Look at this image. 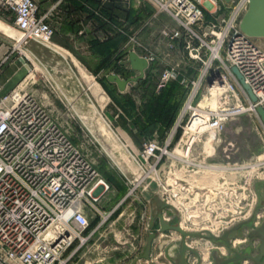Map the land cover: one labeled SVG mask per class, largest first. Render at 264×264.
Returning a JSON list of instances; mask_svg holds the SVG:
<instances>
[{
	"label": "built area",
	"instance_id": "1",
	"mask_svg": "<svg viewBox=\"0 0 264 264\" xmlns=\"http://www.w3.org/2000/svg\"><path fill=\"white\" fill-rule=\"evenodd\" d=\"M156 4L174 24L172 30L161 35L166 41L176 44L181 41L188 59L201 63L202 69L191 85L205 84L212 107H191L195 93L189 94L186 103L189 107L185 108V104L162 147L148 142L143 145L140 157L144 161L153 159V166L162 156L169 160L168 168L173 167L174 160L194 166L187 160L191 146L186 140H179L175 145L177 151L167 152L175 129L189 133L187 126L193 118H199L202 125L214 130V141L225 122L243 114L256 117L257 107L264 111V53L255 39L239 31L248 0H232L228 4L221 0H162ZM219 4L227 6L225 15L203 24L205 12L215 14ZM0 13L12 18L17 44L34 42L45 46L53 33L50 19L58 15V10L55 5L37 15L34 0H0ZM135 55L144 59L147 66L153 60L151 56ZM231 67L238 71L255 102L238 86L230 73ZM173 75L163 73L159 86ZM199 112L205 113L206 119ZM185 114L187 120L181 126ZM177 152L180 158L175 157ZM209 169L215 171L217 167ZM252 184L247 190V209L239 217V201L232 184L222 190L201 189L198 194L172 172L169 184L165 189L161 187L162 192L157 196L169 206L171 217L162 213L163 220L176 223L186 232L203 231L218 236L250 215L255 206ZM107 189L59 126L28 94L14 89L0 98V264H72L82 258L93 238L104 232L103 226L110 217L111 213L97 208L100 196ZM256 212L254 220L259 217L262 220V211ZM143 220L141 215L139 228ZM190 260V264L196 263L191 254ZM185 261L188 264L189 257Z\"/></svg>",
	"mask_w": 264,
	"mask_h": 264
},
{
	"label": "rangeland",
	"instance_id": "2",
	"mask_svg": "<svg viewBox=\"0 0 264 264\" xmlns=\"http://www.w3.org/2000/svg\"><path fill=\"white\" fill-rule=\"evenodd\" d=\"M156 1H120L125 14L123 22L101 15V1L98 5L88 7L87 13L91 17L87 35L91 42L95 46L110 43L108 58H105L104 52L95 51L88 70L80 63L75 67L74 58L68 51L61 47L62 50L55 48L53 36L45 48L29 42L28 52H25L29 75L16 89L28 94L43 108L108 186L97 202L100 211L111 213L103 226L105 241L96 242L99 249L104 248L100 252H91L88 246L82 258L72 264H93V259L101 261V264H111L110 257H121L116 254L125 250L118 243L125 241V247L132 243L126 234L129 231L137 232L135 221L139 213L144 220L138 232V242L132 244L135 250L125 248L126 259L117 264H128L132 257L140 254L145 242L149 210L153 213L155 211L151 198L158 196L162 192L161 187L169 184L172 172L198 194L201 189L222 190L232 184L239 201V217L245 213L249 203L248 187L252 182L264 179V129L253 114H243L222 124L214 141L208 140L206 133L197 135L187 159L194 166H186L174 160L173 167L168 168L169 160L166 156H162L153 166V159L144 161L140 157L143 145L148 142H156L162 147L173 123L178 121L189 94L195 93L190 101L191 107H212V99L206 95L205 84L195 87L191 85L202 69L201 63L188 59L181 41L176 44L174 41H166L161 35L162 32L172 30L174 24L159 10ZM226 8L224 4H219L215 14L205 12L203 24L224 16ZM56 9L58 15L54 17L59 20L61 11L58 5ZM254 42L264 53V39H255ZM167 44L172 47H167ZM132 51L138 55L151 56L153 60L143 71V81L127 84L119 95L116 88L106 85L105 76L113 74L121 80L136 77L137 73L128 64H119L126 62L127 53ZM165 72L174 75L159 86V79ZM174 104L178 110L172 119ZM188 106L186 104L185 108ZM187 116L185 114L182 118L181 126ZM149 121L159 127L148 128L141 133L140 128ZM166 121L171 122L169 124ZM188 132L184 134L181 129H175L167 152L177 151L175 145L181 138L184 141L193 136L194 133ZM174 155L180 158L178 152ZM254 163L259 165L253 167ZM198 165L206 168L202 169ZM210 166L217 167V170H210ZM229 168L235 170L230 171ZM181 172H188L189 176ZM262 195L264 202V193ZM165 211L168 210L162 213ZM260 220L261 217L251 225L255 226L254 223L258 224ZM172 233L171 237L164 239L165 245L159 256L163 264L169 260V254H177L179 237ZM187 242L195 248H204L202 243L193 239ZM172 246L175 249L173 251ZM157 253L155 248L150 259L152 264L159 262Z\"/></svg>",
	"mask_w": 264,
	"mask_h": 264
},
{
	"label": "crops",
	"instance_id": "3",
	"mask_svg": "<svg viewBox=\"0 0 264 264\" xmlns=\"http://www.w3.org/2000/svg\"><path fill=\"white\" fill-rule=\"evenodd\" d=\"M34 1L37 7V15L44 14L45 12H48L50 9H52L55 5L56 6L58 5V8L61 11L60 19L58 20L55 17L50 19V24L53 27V34H52L53 42L54 44L57 45V46L56 45H53V46L55 48H58V49L63 48L66 51H68L74 58L73 59L71 57L75 61L74 65L78 67L77 64L80 63L86 69L89 68L88 66H90V64H92L94 60L93 59L94 54L92 52V47H91L93 43L91 42L90 37L87 35L88 34L87 27L90 22V19H89L90 15L87 13V10H88V7L91 8V6L89 5V2H92L94 4L96 2V4L98 5L99 1H101L100 6L104 7L108 2L112 1L113 5L116 4L119 9L121 10L123 9V6L120 0H34ZM117 21L120 22L119 19ZM121 22L123 21L121 20ZM77 33H81V34L84 33V35L83 36H81V34L77 35ZM17 37L18 35L12 24V18L6 14L0 13V98L7 95L12 90L16 89L22 82H24L25 79H27L29 75V66H28L27 58L25 57V52H28L30 43L28 42L25 44H17L16 43ZM20 59L23 60L26 66L20 61ZM140 79H138L135 82V84L142 82L144 78L142 77ZM129 83H133V82H129ZM106 85H111L112 87L115 88L113 84H110L108 82H106ZM116 92L119 95L122 94V93H119L117 90ZM177 110L178 108L176 109L175 114ZM154 127H159V126H154ZM165 215L168 217L169 216L171 217V214L169 211L167 212L165 211ZM140 216L141 214L139 213L138 218L135 221V227L138 228L137 232L129 231L130 233L126 234L129 238H131L130 240H132V243L128 244L127 247H125L126 246L125 241L118 243L120 247L124 246L123 250L125 251L122 252L121 250L117 254L115 253L118 257L122 255L121 257L117 259L110 257L109 260L111 261V264H117V262L118 263L124 262L126 259V254H125L126 249L134 248L132 244L133 243L136 244V241L138 242V239L140 236L138 233L140 231L139 230L140 228L138 225ZM170 223H173V222L170 221ZM111 224L113 225L114 221L111 222ZM153 226L155 227L152 230V232H155V230L157 229V225H153ZM253 227L255 226H252L250 224L249 226H247V228L245 227L244 230L241 231V233L239 232L236 233V235L243 236L249 229ZM172 234H175V233H172ZM205 235L206 234H204V236ZM104 236H105L104 232L102 231L99 235L93 238V240L91 241V244L88 245L90 247L89 251L91 252L92 251L93 252L102 251L101 249H103L104 247L99 249L98 244H96V242H99V243L104 242L105 241ZM167 236L171 237V232H164L162 234L156 233V236L151 243L150 259L152 257L153 250L156 248L158 251L156 256L159 259V262H156V264L164 263V262H161L160 260L161 258H159V256L162 251V248H164V245H165L164 239L167 238ZM189 239H193L197 241L198 243H202L204 246V248L198 249V248H195V246H192L190 242L188 243L187 242L188 239L185 241V243L191 249L197 252V254L200 257L201 264H208L211 262V259L209 258V252H211L212 250L216 251L218 256H221V257H224L225 255L227 256V253L224 251V249L222 248V245L219 242H207L205 240H201L203 238H189ZM213 246H215V248ZM217 246L221 248L218 249ZM173 249L174 247L172 246V251ZM176 251L178 252V249ZM169 255H170L169 260L166 261V264H171L172 260L176 257L177 254L176 252H174V254L172 253ZM137 256H139V254ZM186 257H189L188 264H190V261H191L190 254L185 255V258ZM150 261L151 263H153L152 260ZM140 262L146 264L145 262H142V261H139L138 263L140 264ZM91 263L101 264L102 262L99 260L95 261L93 259Z\"/></svg>",
	"mask_w": 264,
	"mask_h": 264
},
{
	"label": "water",
	"instance_id": "4",
	"mask_svg": "<svg viewBox=\"0 0 264 264\" xmlns=\"http://www.w3.org/2000/svg\"><path fill=\"white\" fill-rule=\"evenodd\" d=\"M228 4L232 0H221ZM239 31L245 36L252 39H264V0H248L247 8L239 21ZM20 61L24 64L23 60ZM126 64L129 68L137 73V76L131 79L120 80L116 75L110 74L105 76L106 82L113 84L119 93L125 90L128 82H136L143 77V71L147 68V62L139 58L133 52L127 53ZM25 65V64H24ZM26 66V65H25ZM230 73L234 77L238 86L245 92L251 102H255V97L250 92L248 86L244 83L238 71L230 68ZM257 120L264 129V111L261 107L255 110ZM252 190L255 196V206L253 212L262 211L263 218L258 224L249 229L243 236H237L236 233L241 232L254 221V213L245 220L239 221L230 228L223 230L220 235L214 236L209 233L202 237L197 232H186L182 230L176 223L169 224L163 220L162 211L168 209L169 206L161 201L157 196L151 198L155 212H149L146 224V237L142 252L136 258L132 259L129 264H137L142 261L146 264H152L150 261V248L156 233L173 232L180 237V243L176 257L172 260V264H186L185 255L191 254L196 260L195 264H199L200 258L196 251L189 248L185 240L188 238H204L207 241L219 242L227 253L224 257L218 256L217 252L212 250L209 252L211 264H264V203L262 202V194L264 193V181L258 180L253 182ZM153 225H157L155 232L150 231Z\"/></svg>",
	"mask_w": 264,
	"mask_h": 264
},
{
	"label": "trees",
	"instance_id": "5",
	"mask_svg": "<svg viewBox=\"0 0 264 264\" xmlns=\"http://www.w3.org/2000/svg\"><path fill=\"white\" fill-rule=\"evenodd\" d=\"M95 4H96V2H95ZM95 4L92 3V2H89L90 6H95ZM100 13H101V15L106 16L107 18H111V19L113 18V20H118V19L119 20H124V18H125V14L123 13V9L122 10L119 9L116 4L113 5L112 1L108 2L104 7L101 6L100 7ZM109 44L110 43H107V44H104V45H98V46H95L94 44H92V46H91L92 47V52L95 53V51L98 52L100 50V51L104 52L105 58H108L109 49H110V45ZM176 109H177V105L174 104L173 105V110L171 111V115H172L171 118L172 119H173V116L175 114ZM168 122L166 121V123H168ZM170 122H169V124H170ZM154 126H155V123L154 122H150V121L147 124H143V126L140 128V129H142L141 133H143L144 130H146L148 128H152Z\"/></svg>",
	"mask_w": 264,
	"mask_h": 264
},
{
	"label": "bare ground",
	"instance_id": "6",
	"mask_svg": "<svg viewBox=\"0 0 264 264\" xmlns=\"http://www.w3.org/2000/svg\"><path fill=\"white\" fill-rule=\"evenodd\" d=\"M41 46H43V47H45L44 45H41ZM65 60V59H64ZM75 66V65H74ZM76 67V66H75ZM189 107V106H188ZM199 114L202 116V118H205V113H203V112H199ZM206 119V118H205ZM205 122V121H204ZM206 123V122H205ZM203 124V122H201V119H199V118H193V120L191 121V123H190V125H188L187 126V131H190V132H192V133H194L193 134V136L192 137H190V138H187L186 139V143H187V145L188 146H191L193 143H194V141H195V139H196V136L197 135H200V134H202V133H204V132H206V134L208 135V140H210V141H212V138H213V136H214V130L212 129V128H209L208 127V125L207 124H205V125H202ZM181 154H183L182 153V151H181ZM115 157V156H114ZM121 163V162H120ZM255 165H259V163L257 164H252V166L254 167ZM252 166H250V168L252 167ZM258 180H262V181H264V179H258ZM258 180H256V181H258ZM262 202H263V200H262ZM264 203V202H263ZM253 209H254V206L252 207V209L250 210V215L253 213ZM254 214H255V212H254ZM249 215V216H250ZM255 216V215H254ZM174 218H175V216H174ZM189 218L187 217V220H188ZM190 220V219H189ZM203 230V229H202ZM197 233H199L202 237H204V234H205V232H197ZM202 233V234H201ZM138 263V262H137Z\"/></svg>",
	"mask_w": 264,
	"mask_h": 264
},
{
	"label": "flooded vegetation",
	"instance_id": "7",
	"mask_svg": "<svg viewBox=\"0 0 264 264\" xmlns=\"http://www.w3.org/2000/svg\"><path fill=\"white\" fill-rule=\"evenodd\" d=\"M170 224H175V223H170ZM156 231V230H155ZM176 234V233H175ZM177 235V234H176ZM178 236V235H177ZM179 237V236H178ZM189 239V238H188ZM187 240V239H186ZM185 240V241H186ZM179 243H180V237H179V242H178V247H179Z\"/></svg>",
	"mask_w": 264,
	"mask_h": 264
}]
</instances>
